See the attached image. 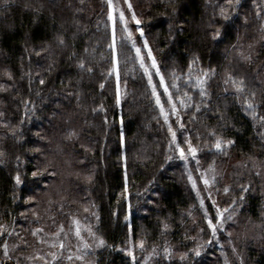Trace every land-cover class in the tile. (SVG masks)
Instances as JSON below:
<instances>
[{"label": "trees", "instance_id": "1", "mask_svg": "<svg viewBox=\"0 0 264 264\" xmlns=\"http://www.w3.org/2000/svg\"><path fill=\"white\" fill-rule=\"evenodd\" d=\"M212 1L130 0L141 21L131 27L137 46L138 28L143 29L200 164L219 171L213 184L224 202L241 208L246 224L252 222L251 236L239 243L246 264H264V177L257 169L264 164V127L223 83L227 73L243 78L248 91L256 92L258 115L264 116V41L259 32L264 21L254 12L251 23H241L248 14L241 7V13H231L225 21L215 7L223 0ZM107 13L106 0H0V223L16 222L27 196H39L47 183L53 191H46L55 197L40 195L43 211L54 201L56 206L74 205L86 192L105 241L96 264H131L118 248L129 236H141L148 246L162 236L190 245L188 236L196 226L187 213L195 194L135 48L122 38V26L115 51L109 46ZM216 30L221 37L212 41ZM57 37H63V45ZM240 51L251 55V63L240 59ZM194 56L199 59L189 80ZM80 60L93 71H82ZM201 69H215L205 86L207 98L194 84ZM159 81L155 78L163 95ZM185 92L192 97L188 107L179 104ZM71 132L76 135L69 139ZM211 132L234 141L226 154L212 147ZM176 143L185 149L181 135ZM240 185H250V191L242 193ZM205 233H211L207 226ZM154 264L221 261L159 257Z\"/></svg>", "mask_w": 264, "mask_h": 264}, {"label": "rangeland", "instance_id": "2", "mask_svg": "<svg viewBox=\"0 0 264 264\" xmlns=\"http://www.w3.org/2000/svg\"><path fill=\"white\" fill-rule=\"evenodd\" d=\"M263 1L264 0H240L239 5H236L231 13H236V11L239 13V7H241L240 10H245L246 14H248L246 16L244 15L241 18L240 22L242 23L245 21V19H247V21L251 23L254 18L250 21V16L254 17V12H257L259 7H264V5H262ZM224 2L225 0H223L221 5H223ZM120 6L125 11L126 18L128 17V15H131V13L127 10V5L123 3V0H120ZM133 8L134 7L132 6V10L134 11ZM129 18V30L134 33L136 32V30L131 27V23L134 24L135 22L131 21V17ZM109 22L111 23V21ZM139 39L140 45H136V47L141 49V55L144 57L145 65L152 73V83L156 86V92L160 96V101L164 106L165 112L168 113V124L172 126V130L176 132V135L182 136V141L186 145L185 154L188 155L187 143L185 142L186 138L184 136V127L181 128L182 122L180 115L178 111L176 113H172L171 105L168 103V96L164 93L163 90L164 86H162L163 88L161 87L163 95L160 93V89L158 88L159 85L155 83V78L159 79L160 76H157L155 74L156 70L151 68V59L147 56L148 49L143 47V40L145 38L140 37ZM197 160V155L195 159H193L190 155H188L187 161L182 159L183 170L189 186L192 188V182L188 179L189 173H191L192 178L196 180L197 184L196 189L192 188L195 194L194 205L189 209L187 213L188 217L196 226L195 232L189 234L188 236V243L190 245L186 244L185 246H179L171 242L170 237L162 236L157 243L148 246L141 236H129L128 239L123 243V245L118 248L131 260L133 264H154L155 260L159 257H176L178 259H181L182 256L185 257L184 259H186L187 256H192L200 259L206 257L211 259L218 258L221 261V264H225L226 260L227 264H240V261L242 259L243 264H246V259L244 257V254L240 250L241 248L239 247V243L243 239L249 238L251 236L253 230L252 222H248L246 224L244 222V216L242 213L243 211L241 210V208H232L231 203H225L222 193L219 192L217 186H215L213 183L210 187L206 188V186L203 184V178H208L209 180H211V177L214 173L209 171L210 167H204L200 164V162L199 164H197ZM257 169L259 171H262L261 175L262 177H264V164L262 163V165H258ZM202 173L204 174V177H201ZM215 175L216 178L220 175L219 171L216 169ZM46 190L53 191V184L47 183V185H45V188L42 191H39V193L45 195L46 193H48L52 198L55 197L54 194L49 193ZM197 191L200 192V198L204 199V208L207 209L210 217H215L217 207L221 210L225 208L229 209L228 212L224 213V216L227 217L231 215L232 219H225V221L223 222V229L217 231L215 238L211 236V233L210 235H206L205 233L207 222L204 216V209L200 207V198L197 197ZM42 194H39L38 196L37 194L32 193L27 196L24 202V210L19 215V219L16 222L13 221L10 223H0V226H2L3 229V234L0 235L1 264H44L43 260L33 259V257L35 256H44L45 259L49 260L51 264V257L47 255L49 252H62L63 258L57 261L56 264H82L81 261H76L75 259H73L72 261L67 260V256L69 253L77 254L76 247L78 246V241L75 239L73 232L74 220H78L82 228L91 227L92 231L98 237H100L96 230L98 221L96 207L93 205L86 192L83 193L82 199H78L77 202L71 206H63L61 204L56 206L57 204L55 203V201L52 202L53 200H51V204L57 207V210L55 209V212L53 211V205L50 207V209H47V211L42 210L41 207L43 205L39 201V197ZM209 194H211V198H209ZM213 201H215V205H213ZM85 209H87V211H85ZM262 219L264 218L262 217ZM215 222L216 221L213 220V223ZM61 225H63L64 227V232L60 233V236L57 237L55 234L59 231ZM39 228H42L44 231L38 233L36 236H33L32 232ZM201 229H203V231H201ZM169 230H171V228ZM207 230L211 231L210 229H208V227ZM9 233H11V235H9ZM82 234L87 237L86 232ZM66 235L67 238H65ZM40 239H43L45 243H39ZM209 240H211L212 242L207 243V241ZM61 241H63L67 246L65 250L62 251L58 247H50V245L52 244L58 245ZM141 241L144 242L143 249L139 247ZM5 243L9 248L7 257L4 255L3 249V245ZM198 246L202 247H200V255L196 256L194 249H196ZM102 248H94L90 252V254L86 257V261L88 262V264H96L97 253ZM165 248L169 249L168 253H165ZM233 248L236 249L235 252H233ZM153 249H155V252H153ZM129 250L133 252V255L136 258L135 261H133L131 256L127 255V252Z\"/></svg>", "mask_w": 264, "mask_h": 264}, {"label": "snow or ice", "instance_id": "3", "mask_svg": "<svg viewBox=\"0 0 264 264\" xmlns=\"http://www.w3.org/2000/svg\"><path fill=\"white\" fill-rule=\"evenodd\" d=\"M123 3L127 5V10H128V12L131 13V21H134L137 25H139L141 23V21L137 18L136 13L132 10V4L130 3V0H123ZM239 3H240V0H225L223 5H215V7L219 8V16L221 18H223V20L228 21L231 19V11H233L235 6L239 5ZM106 4L108 7L107 16H108V20L111 21V32H112V44L109 46L111 48H113V51H115L117 29L122 26V33L126 34V35H123L122 38L129 41L131 43V46L133 48H135L136 58L139 59L140 67L144 69L145 75L148 76V83L152 87V95L156 98V104L160 108V114L164 117L165 124H168V113L165 112L164 106L161 104V101H160V96L156 92V86L152 83V73L149 71V68L145 65L144 57L141 55V49L136 47L134 35H133L132 31L129 30V27H128L129 19L126 18L125 11L120 6V0H106ZM262 12H264V7H259L257 12H256V17H257V19L264 21V16L261 15ZM244 23L245 24L247 23V19H245ZM138 31H139L140 37L143 38L144 37L143 29L138 28ZM259 32L261 33L260 40L264 41V22L261 23V25L259 27ZM220 37H221V33L219 30H216L214 33H212L210 35V39L212 41H217L220 39ZM57 39H58L59 44H61V45L64 44L63 37H57ZM143 47L148 49L147 56H148V58L151 59V68L156 70L155 74L157 76H160L159 83L161 86H164V84H165L164 77L160 73V69L157 66V61L152 54V50L148 45L147 39L143 40ZM236 47H237L236 45H233V48H236ZM251 47H252V45H249V48H251ZM46 50L47 49H45V51ZM36 55L39 56L40 52H37ZM238 56L244 62L251 63V61H252L251 55L245 54V52H243V51L238 52ZM198 59H199L198 57L194 56L192 61L189 64V80H192L193 66L197 64ZM78 67L82 71H87L89 73H91L93 71V69L91 67H86L85 62L83 60L79 61ZM213 75H215V69H209L207 71H204L203 69H201L200 74L195 77L194 84H195V87L199 89V95L202 98L208 97V93H207L205 86L207 84V80L209 78H211V76H213ZM173 76L175 78V74H173ZM9 78H11V77H9ZM39 83L41 85H43L45 83V81L43 79H41L39 81ZM223 83L226 86H228V85L231 86V88L233 89V91L235 93L237 101L241 103V106L244 109V111L246 113L250 114L254 121H258L260 123L261 127H264V116H260L257 113V108L259 106L255 102L256 92L255 91H248V85L246 84V81L243 78H238V77L233 76L231 73H227ZM172 87H177V85L173 84ZM101 88H103V85H101ZM225 91H228L227 87L225 88ZM164 93L167 94V96H168V103L171 105L172 113H176L177 112V105L174 102L173 95L169 92L167 86L164 87ZM183 97L184 98L179 99V104L182 107L190 106V104L188 102L191 101L192 97L190 95H188L187 92L183 93ZM117 103H119V100L117 101ZM196 110L199 111L200 107L197 106ZM0 115H2V113H0ZM21 123H23V121H21ZM4 127H7V125H4ZM183 127H184V125L181 124V128H183ZM168 131L171 133L172 144L175 145V150L179 153V157L181 159L187 161L188 155H190L193 159H195L196 154H197V148L193 147L189 140H186L185 142L187 143V153H188V155H186L185 149L176 143V132L172 130V126L170 124L168 126ZM12 134L15 135V132H13ZM75 135H76L75 132H71V133H69L68 138L71 139ZM209 135L215 137V143L212 145V147L218 153L226 154L227 147L234 143V141H226L225 142L224 140H222V138L216 136L215 132H211V133H209ZM261 136L264 137V133H261ZM3 155H4V153L0 152V157H2ZM169 159H171V157H169ZM196 162H197V164H199L198 160ZM244 166L246 167L247 165H244ZM209 171L213 172L214 174L212 175L211 180H209L208 178H203V184L206 186V188L210 187L211 184L214 183L216 180L215 168L211 167L209 169ZM256 175H260V173L257 172ZM201 177H204L203 173L201 174ZM91 179H92L91 176L85 177L86 181L90 182ZM188 179L192 182V188L196 189L197 188L196 180H194L192 178L191 173L188 174ZM16 182L20 183L19 176L16 177ZM240 189H241L242 193H247L250 191V185L249 186L240 185ZM223 191L225 194H228V192L230 191V188L225 187L223 189ZM197 197L200 198V192L199 191H197ZM209 198H211V194H209ZM244 199H245L244 195H240L239 200L243 201ZM232 203L235 204L236 200H233ZM213 205H215V201H213ZM200 207L202 209H204V216H205V219L207 222V227H208V229L211 230V236L213 238H215L217 231L223 229V222L225 221V219H229V220L232 219L231 215H229L227 217L224 216V213L228 212L229 209L225 208V209L221 210L220 208L217 207L215 217H210L207 209L204 208V199L203 198H200ZM85 211H87V209H85ZM97 219H99V217H97ZM213 220H215L216 222L213 223ZM73 224H74V229H73L74 236H75V239L78 241V246L76 247V253L77 254L69 253L67 256V260L72 261L73 259H75L76 261H81L82 264H88V262L86 261V257L90 254V252L94 248L99 249V248L104 247L105 241L103 238L98 237L92 231L91 227L82 228V226L78 220H74ZM43 231L44 230L42 228L36 229L35 231L32 232V235L36 236L38 233L43 232ZM201 231H203V229H201ZM63 232H64V227H63V225H61L59 228V231L55 235L57 237H59L60 233H63ZM84 232L87 233V237H85V235L82 234ZM2 234H3V229H2V226H0V235H2ZM9 235H11V233H9ZM65 238H67V235ZM211 242H212L211 240L207 241V243H211ZM39 243H45V241L43 239H40ZM16 247H18V246H16ZM50 247H52V248L58 247L60 250L63 251L66 249L67 246L65 245V243L63 241H61L58 245L52 244V245H50ZM139 247L141 249L144 248V242L143 241L140 242ZM200 247H202V246H198L196 249H194L196 256L200 255ZM3 249H4V255L7 257L8 253H9V248H8V245L6 243L3 245ZM164 251H165V253H168L169 249L165 248ZM235 251H236V249L233 248V252H235ZM153 252H155V249H153ZM47 255L51 257V264H56L57 261H59L63 258L62 252L61 253L49 252ZM127 255L131 256L133 261H135L136 258L133 255V252L131 250H129L127 252ZM184 258H185L184 256L181 257V259H184ZM33 259L43 260L44 264H50L49 260L45 259L44 256H35V257H33ZM225 264H227V260L225 261ZM240 264H243L242 259L240 261Z\"/></svg>", "mask_w": 264, "mask_h": 264}]
</instances>
